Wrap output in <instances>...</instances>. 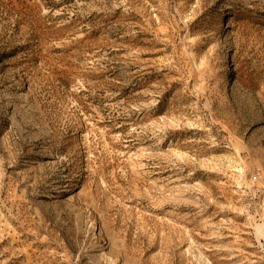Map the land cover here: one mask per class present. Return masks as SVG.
I'll return each mask as SVG.
<instances>
[{
	"label": "rangeland",
	"instance_id": "obj_1",
	"mask_svg": "<svg viewBox=\"0 0 264 264\" xmlns=\"http://www.w3.org/2000/svg\"><path fill=\"white\" fill-rule=\"evenodd\" d=\"M0 264H264V0H0Z\"/></svg>",
	"mask_w": 264,
	"mask_h": 264
}]
</instances>
